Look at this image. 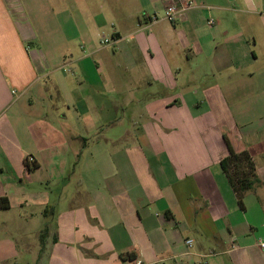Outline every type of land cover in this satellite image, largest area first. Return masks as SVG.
I'll return each mask as SVG.
<instances>
[{
  "label": "crops",
  "instance_id": "obj_1",
  "mask_svg": "<svg viewBox=\"0 0 264 264\" xmlns=\"http://www.w3.org/2000/svg\"><path fill=\"white\" fill-rule=\"evenodd\" d=\"M186 1L0 0V264H264V0Z\"/></svg>",
  "mask_w": 264,
  "mask_h": 264
},
{
  "label": "trees",
  "instance_id": "obj_2",
  "mask_svg": "<svg viewBox=\"0 0 264 264\" xmlns=\"http://www.w3.org/2000/svg\"><path fill=\"white\" fill-rule=\"evenodd\" d=\"M228 155L222 159L220 165L227 175L228 182L236 195L238 203H242V195L258 183L254 175L253 163L247 152L235 153L226 140ZM231 169L234 172L231 173Z\"/></svg>",
  "mask_w": 264,
  "mask_h": 264
},
{
  "label": "built area",
  "instance_id": "obj_3",
  "mask_svg": "<svg viewBox=\"0 0 264 264\" xmlns=\"http://www.w3.org/2000/svg\"><path fill=\"white\" fill-rule=\"evenodd\" d=\"M192 7V2L190 0L186 1L183 6L181 7V10H185ZM178 9L174 6V5H168L166 6L165 10H164V14H163V19H165L168 22H173L176 18V15L178 13ZM148 21L150 23H156L158 22L160 19L159 17H157V15L152 14V15H144ZM208 24H213L212 20L208 21ZM110 42L109 39L107 38H103L101 40L102 44H108ZM29 162H32L33 159L32 158H28ZM186 245L188 248H191L192 246V240H186ZM260 247L264 248V242L260 243ZM134 264H140L139 262H136Z\"/></svg>",
  "mask_w": 264,
  "mask_h": 264
},
{
  "label": "rangeland",
  "instance_id": "obj_4",
  "mask_svg": "<svg viewBox=\"0 0 264 264\" xmlns=\"http://www.w3.org/2000/svg\"><path fill=\"white\" fill-rule=\"evenodd\" d=\"M234 172V169H231V173H233ZM232 258H233V256H232ZM227 264H238L236 261H231V262H228Z\"/></svg>",
  "mask_w": 264,
  "mask_h": 264
}]
</instances>
